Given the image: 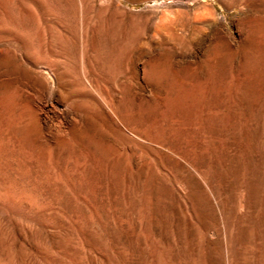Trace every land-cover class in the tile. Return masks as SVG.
<instances>
[{"label":"rangeland","instance_id":"1","mask_svg":"<svg viewBox=\"0 0 264 264\" xmlns=\"http://www.w3.org/2000/svg\"><path fill=\"white\" fill-rule=\"evenodd\" d=\"M0 264H264V0H0Z\"/></svg>","mask_w":264,"mask_h":264},{"label":"bare ground","instance_id":"2","mask_svg":"<svg viewBox=\"0 0 264 264\" xmlns=\"http://www.w3.org/2000/svg\"><path fill=\"white\" fill-rule=\"evenodd\" d=\"M3 163H4L3 157L0 153V181L3 179V176H2Z\"/></svg>","mask_w":264,"mask_h":264}]
</instances>
